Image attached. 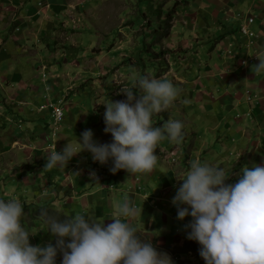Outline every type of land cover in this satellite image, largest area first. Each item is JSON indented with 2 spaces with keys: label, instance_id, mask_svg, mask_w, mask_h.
I'll return each mask as SVG.
<instances>
[{
  "label": "rangeland",
  "instance_id": "374dc122",
  "mask_svg": "<svg viewBox=\"0 0 264 264\" xmlns=\"http://www.w3.org/2000/svg\"><path fill=\"white\" fill-rule=\"evenodd\" d=\"M255 2L33 0V25L27 31L20 26L15 34L28 41L24 46L14 45L13 55L5 54L21 67L17 82L23 81L9 88L0 82V180L9 179L3 188L11 187L10 174L18 178L30 166L35 174L49 164V169L60 168L71 190H76L71 176L83 171L98 185L105 182L107 186L112 211L105 218L118 227L126 221L133 232L142 231L134 236L129 251H124L126 229L102 228L95 224L93 208H83L88 210L89 221L84 216L75 219L98 225L105 239L99 234L80 238L67 227L33 218L38 247L54 249L62 242L83 264H96L84 256L90 247L99 255L104 242L114 240H122L113 247L116 254L130 255L113 264H264V138L255 132L250 137V128L241 140L233 135L237 123L244 128L243 119L258 116L256 103L264 100V73L252 81L247 67L250 59L263 64L264 46L258 50L242 32V26L252 29L253 23L247 24L251 16L256 28L263 27L264 16ZM9 3L3 0V7ZM15 5L8 13L14 28L21 25ZM39 10L41 16L36 17ZM49 41H56L54 48L43 51ZM50 99H62L66 109L59 129L48 106ZM244 103H252V111ZM233 139L238 147L231 149ZM150 140H154L151 150L147 149ZM76 141L81 145L75 146ZM138 147L156 155L149 161ZM75 149L80 158L89 154L87 164L93 169L83 168L84 160L79 166L72 164ZM222 149L233 153L222 158ZM254 149L259 157L263 155L260 160L253 156ZM125 159L124 169L114 168ZM112 171L113 179L104 180ZM53 172V182L63 180ZM33 177L35 181L36 174ZM135 178L139 191L154 192V199L135 196L130 187ZM35 185L49 194L46 185ZM75 190L60 198L62 207L53 208L69 216L79 214L82 207L69 205ZM166 192L187 202L180 214L188 221L171 219L173 204L159 197ZM26 196L18 191L8 199L17 207ZM36 196H31V207L18 206L16 217L40 216L33 212L41 206ZM142 211L145 222L149 215L155 223L154 230L146 223L141 227ZM14 212L11 208L10 214ZM160 213L167 215L166 221L161 222ZM25 231L30 234L28 224ZM150 233L170 238L160 243ZM36 264H48L47 256L40 255Z\"/></svg>",
  "mask_w": 264,
  "mask_h": 264
},
{
  "label": "crops",
  "instance_id": "0c3cea01",
  "mask_svg": "<svg viewBox=\"0 0 264 264\" xmlns=\"http://www.w3.org/2000/svg\"><path fill=\"white\" fill-rule=\"evenodd\" d=\"M11 1H12V3H9L7 6L5 5L6 7H3V5H4L3 0H0V24H1V22L3 23L2 29H1V25H0V82H2L3 84H6L8 88L10 86H13V85L15 86V85L19 84L23 80H20L17 82L18 78L21 76V73H22L21 67L17 64V62L13 56L6 57L5 54H7V53L11 54V52H12V55H13L14 51L12 50V48L14 47V45L24 46L25 43L28 41V39L26 37L16 36L15 34H16L17 29L20 30V26H23V29L26 31L30 29V27L33 25V19L32 18L34 16V12H35V6L33 3V0H11ZM14 3L17 4V5H15L16 10H15L14 14L17 16V19H20V21H21V25H16L15 28L12 25L11 18L9 19V17H8L9 10L11 8H13ZM255 3L258 6L257 9L260 10L262 12V15L264 16V1L256 0ZM40 16H41V10H39L36 14V17H40ZM254 24H255V22L252 25V31H254L255 35L253 38H251V40L254 43L255 47H257L259 50V49H261L262 46H264V22H263L262 28L259 27L258 25L256 28L254 26ZM260 31L263 33V35H261L259 33ZM12 32H13V35L11 34ZM12 37L16 38V40H18L20 42L18 43L14 39H11ZM232 37H234V36H232ZM51 42H56V41H49L46 45L50 44ZM261 44H262V46H261ZM46 45H44V46L46 47ZM19 46H18V49H20ZM258 50H256V52ZM253 62H254V67L251 66V64H253ZM262 62L264 64V60ZM248 63L249 64L247 67L249 70V74L253 75L252 81H256L258 76L261 75L262 73H264V65L261 64L260 61L258 62L256 59H250V61ZM249 74H247V75H249ZM254 86H256V84H254L253 87ZM23 89L26 90L25 87ZM256 90L257 89L253 90V92ZM253 92L250 91L251 94H253ZM248 104L249 105L244 103V105L247 108V111H252V109H251V108H253L252 103H248ZM256 104H257L258 108L255 107V114H257L258 116L253 114L254 120L245 119V121H243L244 120L243 119L242 122L245 123L244 128L242 127L243 125H239V123H237V126L234 125L236 131L234 129L235 133L233 132V135L239 137L238 140L242 139V134H246L245 132H246L247 128L251 129L250 130L251 133L249 134L250 137H252V135H254V132H255V135H258L260 138H264V119H262V117H264V111H263L264 100H262L261 104L259 102H257ZM238 105H240V102L238 103ZM254 129H256L257 132ZM65 131H66V129H65ZM70 132H71V130L68 131V133H70ZM65 133L66 132H64L63 134H65ZM166 136L173 137L170 134H167ZM151 138H154V137L152 136ZM162 140L164 141V138H162ZM236 141H234V139H233L231 149L238 147ZM153 144H154V140H150L149 143L147 144L148 145L147 149L151 150V146H153ZM161 144H162V141H161ZM78 145H81L80 141L75 142V146H78ZM174 147H172L170 150L173 151ZM142 149L143 148L138 147L136 150H139L138 152H140V150H142ZM258 149H260V146ZM157 150H160V149L157 148ZM164 150L167 151V149H164ZM229 150L225 151L222 149L220 156H222V158L227 156L225 158V159H227L229 157V155L231 156V154L233 153L232 151L230 153H228ZM236 150H234V152H236ZM78 151H79L78 149H75V151L73 153V157L75 159H74V162L72 164L77 163V165L79 166V162L81 160H84L83 162H81L82 167L84 168V166L87 165L86 166L87 168H89L90 170L93 169L92 165L89 166L87 164V161L90 160V157H88L89 154L84 153L83 154L84 158H82V157L80 158L78 156ZM134 151H132V152H134ZM251 151L253 153V156H255L256 161L260 160V158L263 157V155H261L259 157L258 153L256 152L255 149L251 150ZM210 152L211 151H209L208 153L210 154ZM130 154H129V156H130ZM143 154L148 155L149 158H147V159L150 161V159H152V154L156 155V151L152 152L151 156H150V152L146 149H143ZM240 158H241V156H240ZM126 159L123 162V165H118L117 163H115L114 168L116 169L117 167H123V169H124V165L126 166V164H127ZM223 160L224 159H222V162H223ZM263 162H264V159H263ZM170 163H169V165H170ZM48 166H49V164H46L44 166L45 169H39V171L35 172V174L37 176L35 179L36 182L34 181V177H33L35 174H33L31 171L32 166H30V170L28 168H26L23 172L18 174V176H19L18 178L14 177V176L11 177V174H10V179H12L13 183L9 184L11 186L9 188L8 187L3 188L4 184L8 183L9 179H7V182H2V180H0V186H2V189H3V190H0V195H2V198L0 196V203L3 204V205H0V264H36L40 259V255H42V254H45L47 256L48 264H51V263L83 264L80 261L78 262L77 259H74V255L71 253V250L68 251L69 249H67L62 242L58 243L57 247L54 246L55 247L54 249H49L47 247L41 248V247L37 246V243H38L37 236H36V234L32 233L33 229L35 228L34 226H32L33 218L39 219V220L43 221V223H44L45 219L43 217H41V216H39V217H32L31 216L30 217L29 216V218H26V217H23L20 215H19V218H21V219L16 217V214L20 213L18 206L21 207L24 205V207H26L25 205L29 204L28 207H31V204H33V202H34L31 199L32 194L38 195L36 197L41 202V206L48 205L50 203L52 207H56V206L62 207V204L59 203L60 201H62L60 198H63V195L72 194L73 190H75V189L71 190V187L68 185L69 181L66 180L68 176L65 173L61 172L60 168L53 167V168L49 169ZM52 169L54 170L53 173H55L56 175L60 174L59 178H61L62 176L64 177L62 181H59V183H57L55 181L53 182L50 179ZM61 173H63V174H61ZM77 173H78V171H77ZM77 173L72 174V176H71V179L73 177V179H75V182H77V187H75L76 190H75V194H73V196H72L73 198H70L71 202L69 205L72 206V204H77L76 208L82 207V209H80V212L81 211H83V212H81V213L78 212L79 214H77V215L72 214L71 215L72 218L75 219L78 216L79 217L84 216V217H86L85 221H87V220L89 221V218H88L89 216L87 214L88 210L83 209V208H87V209L93 208V213H95V217H96L95 224H98L102 228H105L107 230H110V229L117 230L119 228H122V229L124 228V230L126 229L125 233L127 235H128V233H135L137 235V233H139V231H141L140 228H137V229H135L137 232H133L131 230V225L128 224L126 221L121 222L119 227H118L114 223V220L111 221L109 219H106L105 217H107L108 213H110L112 211V209L109 208V205L111 206V203H108L109 193L107 191V186H106L105 182L98 185L96 182L92 181L91 177L86 175L83 171L80 173L83 175H80L79 173L78 174ZM114 173L115 172L112 171L111 177L110 176L105 177L104 180H107V179L112 180ZM40 178L42 179L41 181H40ZM137 181H139V180L136 179L135 183L130 185V187H132V191H134L136 193L135 196L142 198L143 200L144 199L145 200L154 199V197L156 195L154 192H152V191L140 192L139 191L140 186L137 185L139 183V182L137 183ZM37 183H41V186L46 185L47 192L50 191L49 194L44 193V188H42V187L40 189L37 188V186L35 185ZM18 191L26 194L27 196L25 197L24 202H20L19 205L17 204V207H15L16 204L12 203L11 200L9 201L8 198L10 197V195L12 193H15ZM101 191H103V194L101 193L100 197L97 196V194H99V192H101ZM84 193H86V196H82ZM170 193L171 192L163 193L159 197H160V199H162L160 201L164 202V200H165V202L173 204L174 207L171 210H169L171 219H175V220H177V222L188 221V219L186 217H184V215L180 214V211L184 208V205H186L187 202H185L183 200V198L179 199L175 195L170 194ZM82 197L84 200L82 199ZM77 198H79V199L77 200ZM91 198H92V200H90ZM75 201H77L78 203H75ZM87 201H89V203H87ZM95 201H97V203ZM86 203H87V205H86ZM112 206L115 207L114 203H112ZM64 207H67V205H65ZM11 208H13L15 210L13 215L10 214ZM27 208H25V210H27ZM132 213H134V212L132 211ZM144 215H146V212L144 213L142 211V215L140 214L141 217L139 218V222H142V224H143V226H141V227L144 228L145 225H147V227L150 230H154L155 229V223H152L150 221V217L147 214L148 215L146 217V218H148V221H147L148 224H147V222H145V218L143 217ZM102 219H105L104 222L99 224L102 221ZM166 219H167V215L165 213H160L161 222L166 221ZM26 224L29 225L30 234L25 231ZM129 225H130V227H129ZM145 234L147 235L148 232L147 233L145 232ZM151 235L153 236L154 241L156 239H160L159 240L160 243L166 242L170 238V237H167V240H166V238H164V237L157 238L156 235H153V234H151ZM128 238H126L125 248H127V250L129 251V249H128ZM161 238H163V239H161ZM75 240H77V243H76V247L74 249L77 251V249L79 247L78 246L79 245L78 235H77ZM130 241H131V239H130ZM176 241L178 242L177 239L173 240V243L175 242L174 245L177 243ZM45 243L46 242L44 241V244ZM48 244H50V242H48ZM104 245H105V247H104L105 249L99 255L97 254L96 249H93V247H90L89 248L90 251L88 253H86V251H85L84 256L85 257L88 256L89 258H91L92 262L95 260L96 262L95 261L94 262L96 264H113V260L117 259V261L121 263L120 260H124L125 256L130 255V254H127V255L125 254V256H124L122 253L120 255L116 254L119 252H118V250L117 251L114 250L113 247H116L117 244H114L111 241H108L106 243L104 242ZM129 245H133V243L131 244V242H129ZM115 251H116V253H115ZM35 253H37V255ZM49 257L53 258V262L49 261ZM96 258L97 259H103L105 262L104 263H98ZM88 263L90 264V261H88Z\"/></svg>",
  "mask_w": 264,
  "mask_h": 264
},
{
  "label": "trees",
  "instance_id": "16d2710c",
  "mask_svg": "<svg viewBox=\"0 0 264 264\" xmlns=\"http://www.w3.org/2000/svg\"><path fill=\"white\" fill-rule=\"evenodd\" d=\"M223 36H225V35H223ZM55 44H56V42L50 43V44L46 45V47L44 49H42V50L43 51L44 50L47 51V49H50V47L53 49L54 48L53 45H55ZM51 113H52V111H51ZM33 212L34 213L38 212L39 215L41 217H43L49 224H52V225L54 224L55 226H57L59 228L67 227L69 232L78 233L80 235V238H85L86 236L94 238V236L96 234H99L101 236L103 235V239H105L103 231L100 234V227H97V226H94V225H91V224H88V223H82L81 221H78V220L72 218V216H69V215H67L64 212L62 213L59 210H55L51 206L50 203L48 205H44V206H39L37 208L36 207L33 208ZM120 233H121V230L116 232V234L118 235V238H119ZM135 235H136L135 233H128V235L126 233L124 234V238H123L124 246L122 247L123 250L126 249L125 248L126 238L129 237L128 238V247H130V245H129L130 239H131V237H133V239H134ZM103 239L100 238V240H102V242H103ZM114 242H115L114 244L120 243V242H118V240H114ZM133 242H134V240L131 241V244Z\"/></svg>",
  "mask_w": 264,
  "mask_h": 264
},
{
  "label": "built area",
  "instance_id": "2783aa9c",
  "mask_svg": "<svg viewBox=\"0 0 264 264\" xmlns=\"http://www.w3.org/2000/svg\"><path fill=\"white\" fill-rule=\"evenodd\" d=\"M254 22H255V18L251 16L247 21V24L251 25ZM242 32L250 38H253L255 35L254 31H252V29H250L247 26H242ZM62 103H63L62 99H56V100L50 99L48 104L49 108H51L52 114L55 117L54 125L56 126V128H58V126L60 125L61 121L64 119L65 116L64 103L63 104Z\"/></svg>",
  "mask_w": 264,
  "mask_h": 264
},
{
  "label": "clouds",
  "instance_id": "9594fccd",
  "mask_svg": "<svg viewBox=\"0 0 264 264\" xmlns=\"http://www.w3.org/2000/svg\"><path fill=\"white\" fill-rule=\"evenodd\" d=\"M64 108H65V106H64ZM66 110V109H65ZM60 128V125L58 126V128H56V129H59Z\"/></svg>",
  "mask_w": 264,
  "mask_h": 264
}]
</instances>
